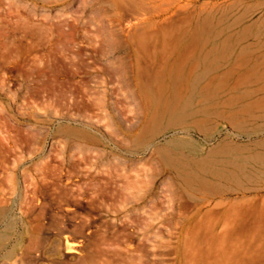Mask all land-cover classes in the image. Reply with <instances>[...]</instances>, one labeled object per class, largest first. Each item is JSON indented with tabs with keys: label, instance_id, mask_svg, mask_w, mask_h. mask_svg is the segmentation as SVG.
Returning <instances> with one entry per match:
<instances>
[{
	"label": "rangeland",
	"instance_id": "374dc122",
	"mask_svg": "<svg viewBox=\"0 0 264 264\" xmlns=\"http://www.w3.org/2000/svg\"><path fill=\"white\" fill-rule=\"evenodd\" d=\"M203 1L208 2L200 0V3ZM239 1L219 0V3L231 5ZM116 13L105 0H0V264H88L83 258L94 232L98 231L96 242L103 248L101 243L105 236L111 238L114 226L121 229L126 224L134 232L139 231L138 239L147 236L151 247L156 239L152 228L140 227L142 222L160 229L157 242L161 264H228L220 250L205 256L202 252L207 248L203 246L196 247L200 255L193 256V250L185 248L180 235L188 224L205 220L213 199L205 195L180 198L167 192L165 188L172 184L174 169L156 157L152 148L137 153L124 144L133 125L144 114L133 82L136 56L125 39L146 30L149 16ZM258 13L255 18L260 16ZM145 60L143 67L153 75L157 65ZM230 124L218 122L202 132L190 130L185 134L169 131L155 145L165 147L177 140L190 142L199 150L177 151L188 160L220 162L264 153V128L260 127L264 120L248 123L242 129ZM84 164L104 169L117 166L115 172L110 170V175L113 179L117 177L114 180L120 185H150L157 176V186L164 189L157 207L152 202L153 195L128 205L110 200L109 206V201L84 193L76 188L85 170L77 167ZM42 166H48L44 173L39 171ZM92 173L98 175L97 171ZM59 179L64 185L75 186L69 205L59 203V193L53 186ZM259 180L254 186L255 193L234 194L232 198L251 195L263 200L264 175ZM131 191L122 189L120 196L126 197ZM50 212L88 220L93 229L91 234L84 233L86 240L79 242L70 237L81 245L80 254L67 253L66 240L49 232L53 215ZM215 212L217 222L223 211ZM128 213L137 216V220L147 218L143 217L141 223L135 219L131 224L132 218L126 219ZM36 225L41 229L34 230ZM222 229L220 226L216 233ZM262 241L255 247L254 255L261 256L255 264H264Z\"/></svg>",
	"mask_w": 264,
	"mask_h": 264
},
{
	"label": "bare ground",
	"instance_id": "6f19581e",
	"mask_svg": "<svg viewBox=\"0 0 264 264\" xmlns=\"http://www.w3.org/2000/svg\"><path fill=\"white\" fill-rule=\"evenodd\" d=\"M105 1L120 16L122 12L134 16L144 14L147 15L146 18L149 16L145 23L146 30L125 39V44L136 56L133 82L136 94L142 101L144 114L133 125L124 144H127L129 151L137 153L152 148L156 157L174 169L172 184L165 188L167 192L180 198L185 195H205L213 199L211 203L208 202L212 209L206 214L205 220L188 224L180 233L185 240V248L192 249L193 256L197 257L198 248L203 246L207 248L202 252L205 256H211L220 250L224 262L228 264H255L261 257L259 254L257 259L254 255L256 244L264 241V199L251 195L256 191L254 186L264 175V153H254L245 158L230 157L220 162L188 160L178 152L182 148L198 151V147L192 143L177 140L162 147L155 145V141L169 131L184 134L190 130L202 132L215 127L218 122L226 121L236 129H242L248 123L264 120V2L240 0L227 5L219 3V0L211 3L210 0L201 3L200 0ZM257 12L260 16L255 18ZM143 59L157 65L153 75L143 67ZM260 127L264 128V125ZM238 152L241 153L239 150ZM47 167L42 166L39 171L44 173ZM82 167L85 169L82 182L78 186L75 184L76 188L109 201L108 205L110 200L128 205L144 200L147 195H153L152 202L157 207L160 193L164 190L157 186V176L153 177L150 185H120L114 180L117 177L113 179V175H110L117 166L116 169L115 166L104 169L96 164H84L81 168L77 167V170ZM73 170L76 171V168ZM96 171L98 175L92 173ZM102 173L108 174L99 176ZM53 186L59 193V203L69 205L70 199L74 198L75 186L64 185L61 179ZM126 188L132 190L130 194L120 196L122 189ZM247 193L251 194L250 198H232L234 194ZM216 210L223 211L217 222ZM61 213H51L53 215H50L49 232L66 240L67 253L80 254L78 249L81 245L71 241L70 237L79 239V242L86 240L84 233L88 231L89 234L92 227L83 216L69 217L70 214ZM129 213L126 219H133L129 223L136 222L137 216H130ZM143 217L136 219L137 222L144 221ZM142 223L139 224L140 227L152 228V235L156 239L153 246L148 245L149 240L145 235L143 239H138L136 235L139 231L134 232L129 224L121 229H115L113 225L111 238H101L103 243L100 240L103 248L96 242L98 231L94 232V238L89 242L88 250H85L83 262L161 264L160 246L157 242L160 229H153L154 224ZM220 226L223 229L218 234L216 231ZM35 228L40 226H34V230ZM135 238L138 240L134 243ZM189 260L187 261L191 263L192 259Z\"/></svg>",
	"mask_w": 264,
	"mask_h": 264
}]
</instances>
